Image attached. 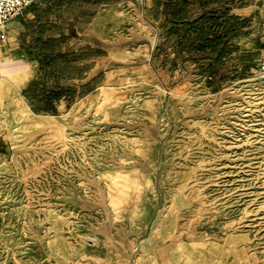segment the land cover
Here are the masks:
<instances>
[{
  "label": "rangeland",
  "instance_id": "obj_1",
  "mask_svg": "<svg viewBox=\"0 0 264 264\" xmlns=\"http://www.w3.org/2000/svg\"><path fill=\"white\" fill-rule=\"evenodd\" d=\"M264 0H37L0 40V264H264Z\"/></svg>",
  "mask_w": 264,
  "mask_h": 264
},
{
  "label": "built area",
  "instance_id": "obj_2",
  "mask_svg": "<svg viewBox=\"0 0 264 264\" xmlns=\"http://www.w3.org/2000/svg\"><path fill=\"white\" fill-rule=\"evenodd\" d=\"M37 0H0V40L7 34L8 26L21 17L23 12L33 6ZM261 57L257 63L255 80L264 87V19L261 22Z\"/></svg>",
  "mask_w": 264,
  "mask_h": 264
},
{
  "label": "crops",
  "instance_id": "obj_3",
  "mask_svg": "<svg viewBox=\"0 0 264 264\" xmlns=\"http://www.w3.org/2000/svg\"><path fill=\"white\" fill-rule=\"evenodd\" d=\"M9 26H10V25H9ZM9 26H8V27H9Z\"/></svg>",
  "mask_w": 264,
  "mask_h": 264
}]
</instances>
